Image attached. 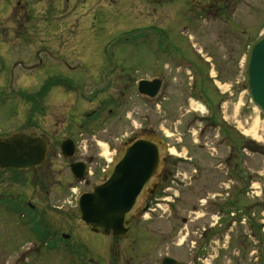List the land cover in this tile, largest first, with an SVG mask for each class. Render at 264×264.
I'll return each mask as SVG.
<instances>
[{"label": "rangeland", "instance_id": "obj_1", "mask_svg": "<svg viewBox=\"0 0 264 264\" xmlns=\"http://www.w3.org/2000/svg\"><path fill=\"white\" fill-rule=\"evenodd\" d=\"M92 1L0 0V135L31 131L30 94L40 90L50 76L56 74L53 71L56 69L55 58L80 57L79 54L63 52L56 55V49L53 50L56 43L57 47H61L63 42H73L84 36L127 38L123 44L108 46L103 59L108 56V61L113 58L111 63L132 70L134 83L142 79H161L162 94L165 95L159 102V96L146 100L134 94V113L129 120L133 125L128 131L132 129L142 132L139 133L142 135L149 133L148 136L156 139L166 137L169 146L177 150V155L168 153L173 158H169L172 167L168 173L172 176L177 171L180 179L175 178L180 184L174 182L172 177L164 183L165 187L173 188L166 195L176 200L175 203L170 201L162 209L155 206L158 213L156 216L165 218L159 223L148 221L143 224V229L154 228L159 229V232L150 233L157 241H153L148 249L143 246V252L151 254L141 255V260L156 261L167 253L181 264H261L263 261L259 250L264 260V234L258 230L264 226V115L250 101L247 83L242 81L240 70L244 51L247 54L252 41L264 32V0H244L245 4L236 5L231 10L230 23L224 20L207 23L199 17L193 18L194 11L205 9L207 4L184 0L187 17L185 12L176 10L177 15L168 23L171 26H167L172 34L166 30L169 37L179 41V53L176 56H160L144 40L130 38L133 36L129 33L132 29L148 26L153 22H148L150 19L133 16L115 20L112 19L113 10L108 9L110 0H99L96 8H93ZM165 17L162 12L159 21L164 22ZM157 49H161L160 45ZM221 53L230 55L228 59H223L217 55ZM212 54L222 59L213 60ZM199 60L208 65L205 70L211 71L212 67L214 70L220 69L221 77L227 84L216 82V88L212 79L210 81L206 76L210 72L204 74L199 70L196 73L191 63H198ZM82 66L84 69L95 68L87 64ZM193 73L194 78H191L190 74ZM220 86L230 94L228 104L222 109L224 114L221 115L230 123L229 135L237 143L233 149L225 146L221 149L217 145L214 128L201 140L188 127L195 112L205 114V109H201L202 103L194 100L191 95L214 100L212 97H216L215 93ZM240 88L245 90L242 92ZM95 105L91 104L89 109ZM43 116L38 113L32 118L38 122L39 129L51 131L54 123ZM118 120L111 121L112 128L110 122L109 133L119 131V126L126 127L125 121L119 124ZM98 140L104 143L101 147L107 158L103 163L105 166L112 158L116 145L108 151L107 142L101 138ZM92 142L93 148L90 149L96 151L95 141ZM201 155L203 157L198 161L201 171L196 172L187 158ZM225 156H228V164ZM221 164L225 169L229 166L228 176L224 179L225 182L229 181L224 194L225 197L230 193L227 201L217 195L223 187L220 183L223 181L219 170ZM17 181V173L14 171L0 170V199H14V203L2 204L0 200V264H67L78 260L77 255L62 249L48 251V248L41 245L46 238L35 234L30 236L27 219L16 218L36 216L30 210L25 212L18 204L22 201L26 204L29 194L27 189L17 185ZM241 187H245L246 193L240 197L237 194ZM66 199L68 202L55 200L51 205H38L44 208V214L39 213L38 219L45 217L53 222L54 226L51 224L49 229L53 228L57 233L65 228L70 230L73 226L79 232H88L87 226L80 219L75 196ZM13 205L17 212L10 209ZM218 207H222L225 213H219ZM244 210L253 216L252 224L243 225L241 219L232 223L231 216ZM21 211L23 215H20ZM229 220L230 232L223 236L221 228ZM173 237H179L177 242H180V247L171 244L167 248ZM259 237L262 241H258ZM115 249L118 252L119 248ZM107 257L104 259L109 260L110 256ZM117 259L119 257L116 256L114 260Z\"/></svg>", "mask_w": 264, "mask_h": 264}, {"label": "flooded vegetation", "instance_id": "obj_2", "mask_svg": "<svg viewBox=\"0 0 264 264\" xmlns=\"http://www.w3.org/2000/svg\"><path fill=\"white\" fill-rule=\"evenodd\" d=\"M193 1L207 4L205 9H196L193 14V18L198 19L199 17L207 23L222 20L230 23L232 21L231 10H234L236 5L245 4L244 0ZM92 2L93 8L99 5V0H93ZM107 5L108 9L113 10L112 19L136 16L150 19L148 22L153 21L148 26L132 29L129 32L133 35L130 37L131 39L144 40L143 42H147L150 47L154 48L152 50L158 51L155 53L160 54V56H176L179 53L178 39L169 37L166 30L169 31L168 27L171 25L168 23L177 15L176 10L180 13L185 12L186 2L184 0H110ZM135 9L139 14L136 13ZM162 12L163 16H166L164 22L159 21ZM165 12H168V14L165 15ZM186 14L185 12V16ZM190 19L192 21V17ZM125 40L127 38L84 36L77 38L73 42H63L60 44L61 47H57L56 43V48H53V50L56 49V55L63 52L65 54H79L80 57L77 56L75 59L55 58L56 69L53 71L56 74L54 76L51 75L50 79L40 90L30 94V124L33 129L28 134L33 137L46 138L48 140V154L43 165L30 170L15 172L18 177L17 185L22 189H27V194H29L28 202L25 204L22 201L19 205L25 212L30 210V213L34 212L36 215L16 216V218L20 220L27 219L26 226L29 224L27 229L30 231V236L34 234L37 236L45 235L43 237L46 239L42 240L41 245L44 246L45 244L48 251L62 249L67 253L70 252L72 255L78 256V260L69 261L67 264H181L175 257L167 253L156 261L144 262L140 258L141 255L147 256L151 254L150 252L144 253L142 250L143 246L148 249L153 245V241H157L150 233L159 232V229L154 228L143 229L144 222L159 223L158 221L165 218V216H156L158 213L155 206L162 209L163 205H169L170 201L174 203L176 201L171 200L172 197L170 196L169 198L166 195L173 188L165 187L164 185L169 177H172L174 182H178L176 179L179 176L177 171L172 176L168 173L172 167L169 164V158L173 159L168 156V153L170 155L176 153L177 155V150H172L168 140H165L166 137H163L164 147L161 154L163 160L159 170L153 183L139 197L135 216L129 224L126 235L117 237L113 232L103 234L93 231L81 217L80 219L87 226L88 232H79L73 226L70 230L65 228L57 233V230L49 229L51 224L54 226L53 222L51 223L45 217L38 219L39 213L44 214V208H40L38 205H51L55 200L68 202L66 198L69 196H75L77 204L80 195L91 191L95 185L105 180V175L109 168L115 163L118 155L125 147L136 139L148 137L149 133L142 135V132H135L132 129L128 131V128L133 125L129 120L133 117L134 91L138 87L137 82L134 83L132 78V70L125 69L115 62L111 63L113 58L108 61V56L103 59V56L108 52V46L123 44L122 42ZM159 45L160 50L157 49ZM217 55H221L223 59H228L230 54L221 53ZM217 55L212 54L211 59H222ZM206 62L208 63L209 60L206 59ZM206 62L199 60L198 63L192 62L191 64L194 65L196 73L199 70L204 74L210 72L206 76L210 81L212 79V83H214L216 88V82H219L220 85H226L227 82L221 77L220 69L214 70L212 67L211 71L205 70L208 69ZM71 64L75 65L72 66ZM83 64L95 66V68L84 69ZM64 66L68 68H64ZM240 72L242 81L245 82L244 59L241 62ZM193 76L194 73L192 74ZM81 77L83 79H80ZM240 90L243 92L245 89L240 88ZM215 94L216 97H212L214 100L200 98L204 105L205 114L195 113L191 117L192 122H189L188 127L193 132V135L200 137L201 140L206 135H209L211 129L214 128V131H216L215 139L218 137L216 140L217 145H220L221 149L223 146L226 148L232 146L233 148V145L237 143L234 137L232 138L233 144L231 140L229 142L230 123L221 115L224 114L222 109L225 104H228L227 100L230 98V94L222 90L221 86ZM96 95L100 97L97 98ZM191 97L193 98L194 96L191 95ZM162 98L164 99L165 95H162ZM193 99L198 100L197 97ZM93 103H96V105L89 109V106ZM38 113L44 114V119L54 123L51 130L53 132L38 128V122L32 118ZM141 115L143 116V114ZM114 119L115 121L119 119V124L125 121L126 127L119 126V131L109 133L110 127L108 125ZM142 125L144 126V123ZM112 127L113 124L111 122ZM148 128L145 127V129ZM98 138L107 142L108 151H110L111 146L116 145L112 158L108 160V164L105 166H103V163L105 164L107 158L101 147L104 143ZM92 141H95L96 151L90 149V147L93 148ZM191 154H194V152H191ZM179 157L183 158L182 156ZM201 157L203 156L187 158L188 161H191L190 164L195 168L196 172L201 171L199 169L201 166L198 163ZM183 159L187 160L186 158ZM225 159L228 164V156H225ZM221 167L219 170L222 173L223 181L220 183L223 184V187H221L217 195L227 201L230 193L225 197L224 194L229 187L227 185L229 181L225 182L224 179L228 176L229 166L225 169L221 164ZM177 184L180 183L178 182ZM175 196L177 195L175 194ZM19 199L21 198L19 197ZM218 212L225 213L222 207H218ZM169 217L167 218L168 220H170ZM177 240H179V237L170 239L167 248H170L171 244L180 247V242H177ZM116 247L119 248L118 252H116ZM107 256H110L109 260L104 259L108 258ZM116 256L119 259L114 260ZM167 258L171 260H167ZM47 264L55 263L48 262ZM194 264H197V262H194Z\"/></svg>", "mask_w": 264, "mask_h": 264}, {"label": "water", "instance_id": "obj_3", "mask_svg": "<svg viewBox=\"0 0 264 264\" xmlns=\"http://www.w3.org/2000/svg\"><path fill=\"white\" fill-rule=\"evenodd\" d=\"M248 94L264 114V34L251 46L245 64ZM158 79L140 82L139 91L155 97L160 89ZM48 154V140L17 132L0 138V168L30 170L44 164ZM162 148L156 138L134 141L117 157L105 175L78 199V210L86 224L96 232L126 235L134 218L141 194L153 183L160 164ZM171 260V259H167Z\"/></svg>", "mask_w": 264, "mask_h": 264}, {"label": "bare ground", "instance_id": "obj_4", "mask_svg": "<svg viewBox=\"0 0 264 264\" xmlns=\"http://www.w3.org/2000/svg\"><path fill=\"white\" fill-rule=\"evenodd\" d=\"M174 151V149H172Z\"/></svg>", "mask_w": 264, "mask_h": 264}]
</instances>
